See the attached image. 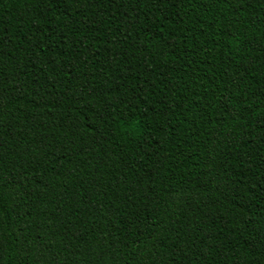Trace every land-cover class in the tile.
I'll use <instances>...</instances> for the list:
<instances>
[{"label":"trees","instance_id":"obj_1","mask_svg":"<svg viewBox=\"0 0 264 264\" xmlns=\"http://www.w3.org/2000/svg\"><path fill=\"white\" fill-rule=\"evenodd\" d=\"M0 264H264V0H0Z\"/></svg>","mask_w":264,"mask_h":264}]
</instances>
